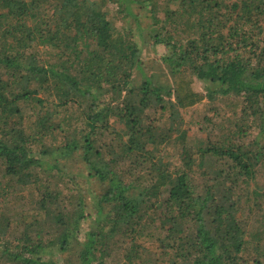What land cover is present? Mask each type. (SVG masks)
I'll list each match as a JSON object with an SVG mask.
<instances>
[{
    "label": "trees",
    "instance_id": "obj_1",
    "mask_svg": "<svg viewBox=\"0 0 264 264\" xmlns=\"http://www.w3.org/2000/svg\"><path fill=\"white\" fill-rule=\"evenodd\" d=\"M110 5L147 9L168 80ZM219 97L240 117L193 142L184 112ZM0 161L2 197L38 193L0 207L4 264H264V0H0Z\"/></svg>",
    "mask_w": 264,
    "mask_h": 264
},
{
    "label": "rangeland",
    "instance_id": "obj_2",
    "mask_svg": "<svg viewBox=\"0 0 264 264\" xmlns=\"http://www.w3.org/2000/svg\"><path fill=\"white\" fill-rule=\"evenodd\" d=\"M93 1L100 2L101 0ZM107 10L111 17L114 19V28L122 29L126 36H128L133 41V43L139 47V49H141L143 67L147 75H154L153 77L160 82L168 80V78L170 77V72L167 66L162 61L161 56L167 52V49L163 45L156 44L157 31L155 25H153L152 17L148 13L147 9L141 8L139 5L130 6V12L132 14L135 13L137 17L139 16V18L137 19H135L134 15L131 18L126 19L125 15L120 12L118 16V9L116 6L113 5L107 7ZM38 52L40 55H42L43 58H50L46 51L44 52L43 50L39 49ZM137 73L138 74L135 80L136 82H141L142 74L140 72ZM208 86L212 87V83L210 82V80L206 79L205 77L196 78L195 87L198 91L205 92V89ZM218 99H220V97ZM218 99L216 102H214L217 104L213 108L210 107L213 103L209 102L210 100L206 99L202 103L184 112L183 116L186 119L187 127L190 131V140H192L193 142L205 141L206 138L209 136V132L212 130L216 131V133H221L223 131L231 129L240 117L239 110L235 108V102H233V105H230L227 102L226 97H221L220 100ZM234 101L236 100L234 99ZM206 116L212 117L213 122L205 121L204 118ZM259 131L260 130L258 126L253 124L249 132L251 134V137L249 139H253L255 136H257ZM162 155L165 157V159L177 161V157L173 155V151L171 152L170 146L168 145L163 148ZM0 164H2L1 161ZM70 166L72 168L67 172L68 176H70L69 174H76L79 177V181H81L83 179V173L87 172V169L85 168L82 161L79 160L75 163L70 164ZM1 174L2 170L0 169V182L5 180L1 178ZM65 182L68 183V188L64 192H66V194L73 193L72 190L75 189L76 183L72 181L71 178H67ZM82 184H79V186H81L83 190L85 188V184ZM4 187H6V190L11 192V194L8 195L7 198H4L2 197V195H0V207L5 205L3 206L4 210L8 212L11 211L10 213H21L22 211H24V208L29 210L30 208H32L33 205L36 204L38 193L35 190L30 189V187H26V189H24L23 191V189H19L20 186L17 184L15 187L20 191L16 190V192L13 190L14 188L11 189L5 183ZM19 194L20 198H18ZM86 229L87 223L83 225L84 234ZM121 242L120 240H118L116 246L121 247ZM116 246H114L113 252L118 254L120 251L121 253L122 250L118 251ZM117 258L119 259L118 256ZM2 261L4 262L5 259H0V264H4ZM117 261L119 260L110 258L108 262L110 264H119V262Z\"/></svg>",
    "mask_w": 264,
    "mask_h": 264
}]
</instances>
